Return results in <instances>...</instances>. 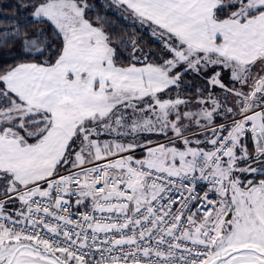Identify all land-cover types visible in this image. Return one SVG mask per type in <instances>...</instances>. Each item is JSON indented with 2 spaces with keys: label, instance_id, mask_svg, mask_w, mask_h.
I'll return each mask as SVG.
<instances>
[{
  "label": "snow or ice",
  "instance_id": "obj_1",
  "mask_svg": "<svg viewBox=\"0 0 264 264\" xmlns=\"http://www.w3.org/2000/svg\"><path fill=\"white\" fill-rule=\"evenodd\" d=\"M112 3L158 52L89 0L0 28V264H264V0Z\"/></svg>",
  "mask_w": 264,
  "mask_h": 264
},
{
  "label": "trees",
  "instance_id": "obj_2",
  "mask_svg": "<svg viewBox=\"0 0 264 264\" xmlns=\"http://www.w3.org/2000/svg\"><path fill=\"white\" fill-rule=\"evenodd\" d=\"M30 0H0V28H16L19 27L21 31H32L37 25L32 22L31 9L28 7ZM92 7L87 15L97 22L102 23L105 30L112 36L113 40H128L133 36L141 37L142 44L148 50L158 52L159 44L152 40L145 28H142L137 22L132 19H122L126 14L121 9L117 11L110 9L113 4L107 0H89ZM43 27V25H40ZM27 59L26 56H21L19 46H16V51H8L6 49L0 50V65L6 66V63H16L18 60ZM153 59H155L153 57ZM191 79V77H186ZM199 83V81H195Z\"/></svg>",
  "mask_w": 264,
  "mask_h": 264
},
{
  "label": "crops",
  "instance_id": "obj_3",
  "mask_svg": "<svg viewBox=\"0 0 264 264\" xmlns=\"http://www.w3.org/2000/svg\"><path fill=\"white\" fill-rule=\"evenodd\" d=\"M108 2H110L111 4H113L112 3V0H107ZM111 8L110 9H112L113 11H117L116 9H117V7L113 4L112 6H110Z\"/></svg>",
  "mask_w": 264,
  "mask_h": 264
}]
</instances>
